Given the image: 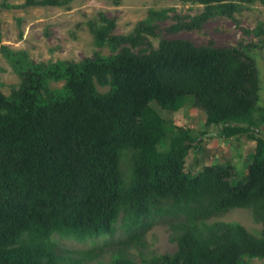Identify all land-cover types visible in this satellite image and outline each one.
Returning a JSON list of instances; mask_svg holds the SVG:
<instances>
[{"label":"trees","instance_id":"obj_1","mask_svg":"<svg viewBox=\"0 0 264 264\" xmlns=\"http://www.w3.org/2000/svg\"><path fill=\"white\" fill-rule=\"evenodd\" d=\"M186 1L203 3L204 11L171 29L200 28L212 14H232L255 0ZM167 12L154 11L153 17ZM89 25L95 44L108 45L110 54L97 50L80 61L31 62L21 66L18 88L10 95L0 91V264H91L114 245L118 256L109 264H140L129 247L144 245L146 230L164 218L177 249L143 264L264 258V135L258 132L264 106L258 62L249 49L196 46L180 38L146 45V34L157 28L151 19L129 34L115 33L116 19L103 13ZM52 81L63 84L52 87ZM189 95L225 137L246 134L256 142L243 179L234 180L231 164L188 170L187 158L202 140L184 129L167 151L158 150L166 119L152 103L176 111ZM234 207L251 209L262 231L207 222ZM121 228L126 235L115 240ZM102 235V244L76 250L60 248L55 238L86 242Z\"/></svg>","mask_w":264,"mask_h":264},{"label":"rangeland","instance_id":"obj_2","mask_svg":"<svg viewBox=\"0 0 264 264\" xmlns=\"http://www.w3.org/2000/svg\"><path fill=\"white\" fill-rule=\"evenodd\" d=\"M25 0H0V91L10 95L22 81L21 66L33 63H47L59 59L80 61L91 57L95 51L110 54L108 45L98 47L89 21L97 22L101 13L115 18L117 34L135 31L139 22L152 20L157 25L153 34H146L145 43L158 47L162 38H180L196 46L213 44L215 47L244 45L258 62L260 70L259 104L264 106V2L255 0L243 2L232 14L216 12L206 19L200 28L171 29L174 23L190 20L204 11V4L186 0H72L62 6H24ZM168 8L165 17H153L154 11ZM153 17V19H152ZM63 81H52V87L62 86ZM101 91L108 87H101ZM185 105L171 111L152 105L166 119V135L157 145L159 151H167L173 136L182 129L198 136L200 149H193L187 158V169L197 174L206 165L231 164L234 180L243 179L252 161L255 141L246 134L225 137L217 124H207L206 113L195 105L194 97L186 96ZM255 116H260L257 112ZM258 132L264 135V121ZM132 162L124 159L123 168L130 172ZM209 224L241 223L250 231L260 233L262 222H257L249 208L234 207L207 220ZM122 221L119 222L121 224ZM125 230H118L115 240L125 237ZM60 248L86 249L102 244L107 236L102 235L86 242L74 239H60ZM145 244L129 247L128 254L140 264L153 255L172 253L177 242L171 240V229L164 220L156 221L144 234ZM117 246H107L98 259L91 264H109L118 256ZM244 264H264V258L246 256Z\"/></svg>","mask_w":264,"mask_h":264}]
</instances>
